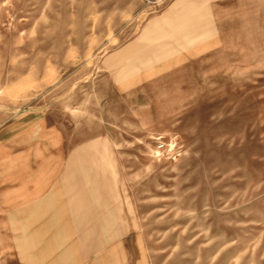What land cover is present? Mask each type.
I'll list each match as a JSON object with an SVG mask.
<instances>
[{
  "label": "rangeland",
  "instance_id": "obj_1",
  "mask_svg": "<svg viewBox=\"0 0 264 264\" xmlns=\"http://www.w3.org/2000/svg\"><path fill=\"white\" fill-rule=\"evenodd\" d=\"M1 140L35 199L79 186V252L264 264V0H0Z\"/></svg>",
  "mask_w": 264,
  "mask_h": 264
},
{
  "label": "crops",
  "instance_id": "obj_2",
  "mask_svg": "<svg viewBox=\"0 0 264 264\" xmlns=\"http://www.w3.org/2000/svg\"><path fill=\"white\" fill-rule=\"evenodd\" d=\"M195 30L199 33L197 28ZM182 35L186 36V34ZM180 53L185 60L177 62L176 65L172 62L165 64L166 68L164 67L157 76L177 77L176 94L188 96L193 92H189L187 85L182 83L189 75L191 78L194 77V74L188 72L193 69L192 66H187L188 59L193 57L189 53ZM174 69L180 72L171 73L170 71ZM203 99L178 98L184 101ZM13 138L14 136H10L9 142ZM2 143L1 140L0 144ZM19 157L20 155L17 159ZM11 167V163H0V247H15L17 261L21 264H131L132 261L136 262L134 259L131 261L128 254L119 253L118 245L106 244V247L98 253L79 252L78 247L82 248L91 242V239L88 241L87 238L78 239L76 236V230L82 228L79 220V215L82 213L79 186L77 191H66L65 185H61L66 181L65 175L56 173L53 179L49 180L51 184L47 185L45 191L43 190L35 199L32 175L18 174ZM44 168H46L45 165L33 175L38 176ZM119 211V206H115L111 207L109 212L114 218ZM84 212L92 213L90 207L89 211ZM76 215H78V222ZM114 223L115 220H112L111 224ZM96 224L95 221L94 226L90 225L86 228L91 230L96 228Z\"/></svg>",
  "mask_w": 264,
  "mask_h": 264
},
{
  "label": "built area",
  "instance_id": "obj_3",
  "mask_svg": "<svg viewBox=\"0 0 264 264\" xmlns=\"http://www.w3.org/2000/svg\"><path fill=\"white\" fill-rule=\"evenodd\" d=\"M165 143L159 141L158 145H157V148L158 149H162L164 147Z\"/></svg>",
  "mask_w": 264,
  "mask_h": 264
}]
</instances>
